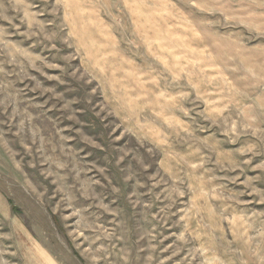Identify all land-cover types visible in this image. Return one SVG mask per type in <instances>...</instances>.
Listing matches in <instances>:
<instances>
[{
	"label": "rangeland",
	"instance_id": "1",
	"mask_svg": "<svg viewBox=\"0 0 264 264\" xmlns=\"http://www.w3.org/2000/svg\"><path fill=\"white\" fill-rule=\"evenodd\" d=\"M0 264H264V0H0Z\"/></svg>",
	"mask_w": 264,
	"mask_h": 264
}]
</instances>
